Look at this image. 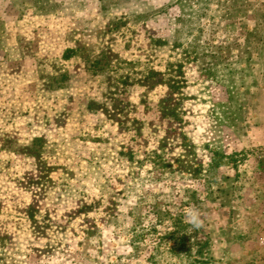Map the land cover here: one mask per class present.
I'll return each mask as SVG.
<instances>
[{
  "label": "rangeland",
  "instance_id": "1",
  "mask_svg": "<svg viewBox=\"0 0 264 264\" xmlns=\"http://www.w3.org/2000/svg\"><path fill=\"white\" fill-rule=\"evenodd\" d=\"M0 264H264V0H0Z\"/></svg>",
  "mask_w": 264,
  "mask_h": 264
},
{
  "label": "clouds",
  "instance_id": "2",
  "mask_svg": "<svg viewBox=\"0 0 264 264\" xmlns=\"http://www.w3.org/2000/svg\"><path fill=\"white\" fill-rule=\"evenodd\" d=\"M188 222L191 223L194 227L200 226V222L198 221V219L195 215H190Z\"/></svg>",
  "mask_w": 264,
  "mask_h": 264
}]
</instances>
